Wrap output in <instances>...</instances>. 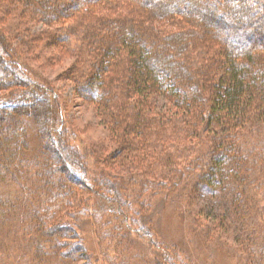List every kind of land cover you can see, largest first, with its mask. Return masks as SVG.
<instances>
[{"label": "trees", "instance_id": "trees-1", "mask_svg": "<svg viewBox=\"0 0 264 264\" xmlns=\"http://www.w3.org/2000/svg\"><path fill=\"white\" fill-rule=\"evenodd\" d=\"M11 12L44 27L29 41L74 58L67 82L113 138L104 165L119 162L123 174L96 175L68 143L60 96L23 69L7 40ZM261 15L264 0H0V229L5 217L31 225L36 249L26 253L36 264H94L75 242L88 222L98 239L108 232L102 249L118 231L154 249L156 264H187L155 241L153 201L223 186L242 191L231 203L239 218L254 210L258 188L247 189L261 187L254 177L264 165ZM73 202L78 219L61 223ZM261 247L264 264V236Z\"/></svg>", "mask_w": 264, "mask_h": 264}, {"label": "rangeland", "instance_id": "rangeland-1", "mask_svg": "<svg viewBox=\"0 0 264 264\" xmlns=\"http://www.w3.org/2000/svg\"><path fill=\"white\" fill-rule=\"evenodd\" d=\"M15 12H11L12 15L4 22L10 29L7 40L15 48L18 60L26 66L23 69L28 74L48 81L46 83L54 89L56 95L60 96L64 103L62 109L64 130L70 135L66 138L68 143L82 156H85L91 171L96 175L107 173V169L113 176L114 173L123 174L124 170L117 165L119 162H115L111 168L104 165L103 156L115 148L113 138L96 117L94 107L77 97L67 82L65 74L74 58L57 49L46 50L44 46H39L43 45L41 42L37 41L35 44L29 41V36H38V31H43L44 27L38 22L31 23L25 18L16 16ZM259 18L264 21V15L256 17V19ZM20 22L24 24L20 25ZM0 25H2L1 22ZM18 26L27 27L26 35L17 37L13 30ZM230 41L233 42L232 39ZM1 67L5 68V65ZM142 153L143 151L132 157L141 158ZM140 164L139 162H136V166L132 164L128 168L129 174H133L135 167ZM63 165L67 163H62ZM11 171L16 173L13 168ZM115 179L120 180L116 177ZM254 179L261 187L255 185L247 190L251 192L258 188L250 195L252 197L250 202L255 204V208L242 218H239L238 211L231 204L233 197H238L242 191L236 190V195H234L232 190L226 186L223 189V186H219L214 192L202 188L198 193L196 192L197 195L193 193L196 191L193 190V186H190L185 193L183 192L184 194L177 198L174 197L170 205L166 199H163V202L153 201L154 210L151 220L155 241L166 250L176 251L187 264H261L260 252L264 236V165L259 167ZM1 183L4 189L8 188L13 190L17 196L20 195L19 191L14 188V184L2 180ZM22 183L28 190L27 183ZM77 195L79 199L81 194L77 193ZM74 203L65 206L66 210L61 223L68 220L73 221V218L78 219V213L74 211L77 209V204L72 207ZM97 207L99 203L92 202L89 212L93 213ZM20 222L6 217L2 222L5 227L0 229V234L4 235L0 237L2 243L0 264H13L16 253L19 255L20 264L24 262L36 264L26 253V251L36 249L33 246V239L36 238L33 227L28 223L20 227L18 226ZM109 230L115 231L114 229ZM95 233L96 231L88 222L84 224L83 233L78 234L75 240L78 243L83 242L94 264H103L106 259H111L117 264H156L155 250L150 249L141 240L116 231L112 233V240L106 241L109 246L103 243L106 248L102 249L99 239L104 241L108 232L100 234L99 239ZM69 247L62 248L61 252L67 253L70 250ZM83 263L77 260L58 263L52 259L41 264Z\"/></svg>", "mask_w": 264, "mask_h": 264}]
</instances>
